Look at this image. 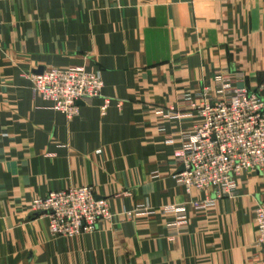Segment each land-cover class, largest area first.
<instances>
[{
  "label": "crops",
  "instance_id": "obj_1",
  "mask_svg": "<svg viewBox=\"0 0 264 264\" xmlns=\"http://www.w3.org/2000/svg\"><path fill=\"white\" fill-rule=\"evenodd\" d=\"M65 67L103 82L71 120L29 79ZM217 72L241 73L235 86L264 100V0H0V264H261L264 167L203 212L193 203L213 190L186 192L173 178L179 133L197 120L188 100L203 87L213 97ZM79 186L108 200L112 220L51 237L31 201ZM167 206L184 207L176 233ZM136 209L151 213L125 215Z\"/></svg>",
  "mask_w": 264,
  "mask_h": 264
},
{
  "label": "built area",
  "instance_id": "obj_2",
  "mask_svg": "<svg viewBox=\"0 0 264 264\" xmlns=\"http://www.w3.org/2000/svg\"><path fill=\"white\" fill-rule=\"evenodd\" d=\"M243 78L239 72L234 79L217 72L213 97L210 89L203 87L198 103L188 100L197 120L191 130L179 133L181 145L173 153V160L183 171L173 178L186 192L213 190L212 198L193 203L196 211H205L217 199L234 198L237 179L264 167V100L257 91L235 86V81ZM29 79L32 94L49 102L52 110L67 120L78 115L81 105L91 104L103 88L99 74L84 67L48 68L31 74ZM105 111L106 104L100 108V114L103 116ZM183 115L174 112L167 116L179 119ZM173 141L169 138L166 143ZM30 211L47 219L51 237L66 239L92 233L100 222L111 221L114 216L108 200L97 199L91 186L49 192L45 197L33 199ZM163 212L175 215L167 228L172 233L178 232L185 223L184 207L167 206ZM150 213L136 209L125 215L131 218ZM254 222L256 242L264 255V201L254 210Z\"/></svg>",
  "mask_w": 264,
  "mask_h": 264
},
{
  "label": "water",
  "instance_id": "obj_3",
  "mask_svg": "<svg viewBox=\"0 0 264 264\" xmlns=\"http://www.w3.org/2000/svg\"><path fill=\"white\" fill-rule=\"evenodd\" d=\"M43 70H42V68H40V69H38V70H36L35 71V73H41ZM183 171V167L181 166V167H179V169L177 170V173H180V172H182Z\"/></svg>",
  "mask_w": 264,
  "mask_h": 264
},
{
  "label": "rangeland",
  "instance_id": "obj_4",
  "mask_svg": "<svg viewBox=\"0 0 264 264\" xmlns=\"http://www.w3.org/2000/svg\"><path fill=\"white\" fill-rule=\"evenodd\" d=\"M262 87L264 86V83H263V85H261Z\"/></svg>",
  "mask_w": 264,
  "mask_h": 264
}]
</instances>
